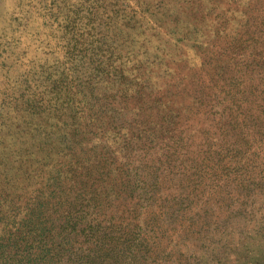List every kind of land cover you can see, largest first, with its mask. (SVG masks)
I'll list each match as a JSON object with an SVG mask.
<instances>
[{
	"label": "trees",
	"instance_id": "16d2710c",
	"mask_svg": "<svg viewBox=\"0 0 264 264\" xmlns=\"http://www.w3.org/2000/svg\"><path fill=\"white\" fill-rule=\"evenodd\" d=\"M34 1L0 264H264V0Z\"/></svg>",
	"mask_w": 264,
	"mask_h": 264
},
{
	"label": "rangeland",
	"instance_id": "374dc122",
	"mask_svg": "<svg viewBox=\"0 0 264 264\" xmlns=\"http://www.w3.org/2000/svg\"><path fill=\"white\" fill-rule=\"evenodd\" d=\"M34 0H0V110L8 108L10 106V112H12V106L14 104V97H18L23 91V81L25 75H27L30 69L34 67L20 66L17 61L18 54L24 51L28 53V58L31 59L33 53L30 54V50L25 51V43H30L34 38V35L40 33L42 30V20L38 17L34 10L31 12L29 5L34 6ZM22 6L20 9L18 5ZM37 6L36 8H39ZM31 12V14H30ZM19 39V40H18ZM21 42L23 48H17L9 50L7 44L15 42ZM18 43V42H17ZM6 45V46H5ZM26 47V48H25ZM36 53V52H35ZM37 54L41 55V52ZM42 58V57H41ZM32 72H34L32 70ZM0 111V112H1ZM264 202V200H263ZM259 217V216H258ZM233 221L234 229L238 234L234 235V239L242 240L246 238V235L259 234L262 238L260 241H264V219L257 221L253 224L256 225L255 229L248 228L245 221L241 219ZM252 227V226H251ZM256 237V236H253ZM237 242V241H236ZM262 243V242H260Z\"/></svg>",
	"mask_w": 264,
	"mask_h": 264
}]
</instances>
